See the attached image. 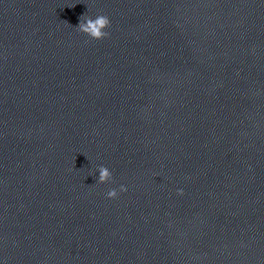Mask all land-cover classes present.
Wrapping results in <instances>:
<instances>
[{
  "label": "clouds",
  "instance_id": "1",
  "mask_svg": "<svg viewBox=\"0 0 264 264\" xmlns=\"http://www.w3.org/2000/svg\"><path fill=\"white\" fill-rule=\"evenodd\" d=\"M74 6V5H73ZM110 27V20L105 15H98L96 18L87 17L82 15L79 18V23L76 26L77 30L93 40H102L108 37L109 33L105 31L106 28ZM98 180L97 183H107L112 180L111 171L105 167L100 166L98 168ZM120 192H126L127 188L124 185L120 186ZM179 195H183V190L178 191ZM107 198L115 199L118 196L116 189H110L107 194Z\"/></svg>",
  "mask_w": 264,
  "mask_h": 264
}]
</instances>
